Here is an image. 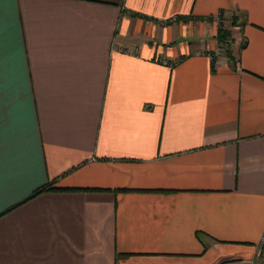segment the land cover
<instances>
[{
  "label": "crops",
  "instance_id": "obj_1",
  "mask_svg": "<svg viewBox=\"0 0 264 264\" xmlns=\"http://www.w3.org/2000/svg\"><path fill=\"white\" fill-rule=\"evenodd\" d=\"M263 252L264 0H0V264Z\"/></svg>",
  "mask_w": 264,
  "mask_h": 264
},
{
  "label": "trees",
  "instance_id": "obj_2",
  "mask_svg": "<svg viewBox=\"0 0 264 264\" xmlns=\"http://www.w3.org/2000/svg\"><path fill=\"white\" fill-rule=\"evenodd\" d=\"M234 25V22L233 20L230 21V26H233ZM229 33L227 30L223 29L222 26H221V23L219 22L218 23V26H217V32H216V38L218 39L219 42H224L226 41L227 37H228ZM59 190L55 187H52V185L49 183L48 185L36 190L34 193H38L40 191H45V190ZM33 193V194H34Z\"/></svg>",
  "mask_w": 264,
  "mask_h": 264
},
{
  "label": "rangeland",
  "instance_id": "obj_3",
  "mask_svg": "<svg viewBox=\"0 0 264 264\" xmlns=\"http://www.w3.org/2000/svg\"><path fill=\"white\" fill-rule=\"evenodd\" d=\"M223 20V19H222ZM224 21H228V20H224ZM221 25L223 26V23H221ZM263 255H264V252H263Z\"/></svg>",
  "mask_w": 264,
  "mask_h": 264
}]
</instances>
